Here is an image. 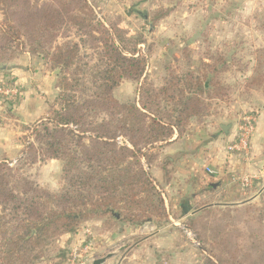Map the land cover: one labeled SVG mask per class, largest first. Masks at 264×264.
<instances>
[{
  "label": "rangeland",
  "instance_id": "374dc122",
  "mask_svg": "<svg viewBox=\"0 0 264 264\" xmlns=\"http://www.w3.org/2000/svg\"><path fill=\"white\" fill-rule=\"evenodd\" d=\"M58 2L19 0L9 14L3 11L5 4H0V23L14 22L20 34L17 41L0 40V47L10 46L13 50L12 58L0 61V129L9 131L10 139L15 142L12 148L8 146L9 141L0 143V163L22 169L41 187L53 192L64 186L63 161L36 157L34 164L24 165L32 160L29 145L35 144L38 148L34 129L41 126V120L53 118L61 111L62 98H76L81 105L84 100L94 98L93 79L87 70L99 65L97 54L104 49L92 40L84 45L85 36H79L72 26L37 41V35L27 25H32L30 21L36 18L29 19L23 14V8L56 9ZM83 2L94 8L98 19L107 26H118L130 39L125 48L147 61L143 78L128 77L111 92L120 104L112 106L111 112L118 113L119 119L125 112L121 105L139 103L140 85L150 83L156 88L163 85L169 66L177 75L191 69L198 76L207 70L202 62L217 66L222 71L219 81L224 87V96L207 101L203 116L192 117L179 139L174 135L172 142L176 139L190 144L182 151L188 158L184 164L180 166L166 155L171 153H164V148L172 142L158 145L146 154L144 168L157 183L165 208L163 215L147 219L142 217V210L134 209L132 214L142 218L139 221L118 222L104 217L82 223L75 234H65L48 246L37 264H94L105 258L103 264H264L263 177L256 179L252 173H238L227 179L222 174L221 157L213 152L217 147L234 154L243 163L252 161L253 140L259 119L264 116V0ZM76 12L74 15L80 16ZM94 25L97 27V21ZM92 35L101 38L97 32ZM140 41L143 44H138ZM67 44L78 45L81 53L67 75L68 83L72 84L68 89L58 77L60 70H55L51 62L57 49ZM79 70L86 71L87 76L77 72L75 77ZM83 84L92 90L84 91ZM28 93L30 98H42L44 110L40 109L34 121L25 123L16 115V109ZM105 118L109 122L117 117L103 114L99 120ZM69 128L78 130L76 126ZM5 137L8 139L9 135ZM242 139L247 141V148L235 152L228 149V146L240 145ZM262 140L263 147L264 136ZM117 142L127 144L129 137H120ZM128 162L133 163L134 159ZM180 168L183 171L193 168L195 174L180 179ZM258 181L261 182L258 184ZM254 191L260 192L253 200L250 198ZM182 203L191 208L186 215L182 212ZM203 210L206 211L201 213ZM159 231L163 235H173L175 231L170 240L177 242L176 246L163 249L152 244L149 239ZM147 250L153 252L152 256Z\"/></svg>",
  "mask_w": 264,
  "mask_h": 264
},
{
  "label": "trees",
  "instance_id": "16d2710c",
  "mask_svg": "<svg viewBox=\"0 0 264 264\" xmlns=\"http://www.w3.org/2000/svg\"><path fill=\"white\" fill-rule=\"evenodd\" d=\"M18 1L0 0V4H5L3 11L9 14ZM55 8L24 7L23 14L31 20L36 18L30 21L32 25L26 24L37 35V41L72 26L79 36H85L84 45L90 40L102 45L103 52L97 54L99 65L87 70L91 71L94 98L84 100V105L77 104L76 98H62L61 111L41 120V126L34 129L38 148L29 145L32 160L24 165L34 164L36 157L63 161L61 190L43 188L22 169L0 163V264H37L48 246L65 234H75L82 223L90 220L109 217L118 222L139 221L142 218L132 214L134 209L142 210V217L147 219L163 215L165 208L157 183L144 168L146 154L158 145L171 143L176 134V139L182 137L191 118L203 116L207 101L224 96L219 81L222 71L217 66L202 62L207 70L200 76L191 69L177 75L169 66L163 85H140L139 103L121 105L125 112L119 119L118 113L111 112L112 106H120L111 92L128 77L143 78L146 59L125 48L130 39L118 26H107L98 19V13L83 0H59ZM76 10L80 16L74 15ZM18 36L14 22L0 23V40L17 41ZM80 55L78 45L67 44L52 56L54 69L60 70L58 77L67 89L72 86L67 75ZM12 57L10 46L0 47V61ZM77 72L87 76L86 71L79 70L75 77ZM82 87L84 91L92 90L85 84ZM103 114L117 118L99 120ZM70 126L78 127L77 132ZM126 136L132 147L118 144L117 139Z\"/></svg>",
  "mask_w": 264,
  "mask_h": 264
},
{
  "label": "crops",
  "instance_id": "0c3cea01",
  "mask_svg": "<svg viewBox=\"0 0 264 264\" xmlns=\"http://www.w3.org/2000/svg\"><path fill=\"white\" fill-rule=\"evenodd\" d=\"M41 99L42 98H30L29 93L26 94L25 98H22L21 103L16 109L17 111L16 115L20 118L22 122L28 123V122L34 121L38 117V114L41 112L40 109L44 110V108H41L42 106L41 104L43 103ZM6 134L9 135L8 139H6L5 137ZM10 135L12 134L9 131L0 129V143H6V141H9L8 146L12 148L13 146L11 145L14 144L15 142L13 141V139L12 140L10 139ZM263 136H264V116H261L258 122V126H257V135H255L254 140H253L252 161L248 163L247 162L243 163L241 161H238L237 158L234 156V154L233 155L229 154L227 153L226 150L221 151L217 147H216L217 149L215 148L213 150L215 156L221 157L219 160V163L222 164L221 166V169H223L222 174H224V176H226L227 179H229L233 174L238 175V173H252L255 175L254 177L256 179H258L259 177H263V180H264V146L262 147V142H263L262 137ZM187 146L190 147V144L183 143L182 141H176V139H174L171 145L164 148L163 151L164 153H171V154H166V155L172 157L171 159L172 160L174 159L175 162H177V164L181 166V164H184L183 162L186 161V159H188L187 156H183L184 152H182L183 150L187 148ZM211 171L213 173L215 170H211ZM191 174H195V172H193V168H191L188 171H183L182 168H180L178 176L180 177V179H184V178H189ZM157 178L158 180H160L159 176H157ZM260 182L261 181H258V184ZM255 183L256 182L254 181V184ZM255 191L253 192L254 194L252 195L250 199L254 200L256 199V197L259 196L260 191L259 192H255ZM181 206H182L181 208H182V212L184 215L188 214L189 210H191V208L187 207V204L185 203H182ZM160 233L161 231H159V234H154V236L149 239L150 241H152L151 242L152 244L157 245L156 247L163 248V249L164 248L169 249L170 247L174 248L176 246L177 242L175 243L174 240H170V236H173L174 233H176L175 231H173V235H170V234L163 235ZM146 253L152 256L151 253L153 252L152 251L150 252V250H147ZM133 264H138V263L136 262ZM143 264H147V263L144 262Z\"/></svg>",
  "mask_w": 264,
  "mask_h": 264
},
{
  "label": "built area",
  "instance_id": "2783aa9c",
  "mask_svg": "<svg viewBox=\"0 0 264 264\" xmlns=\"http://www.w3.org/2000/svg\"><path fill=\"white\" fill-rule=\"evenodd\" d=\"M241 148L245 149L247 148V141L245 139H242L241 140V144L240 145H236V146H228V149L231 151V152H235L237 150H241Z\"/></svg>",
  "mask_w": 264,
  "mask_h": 264
},
{
  "label": "water",
  "instance_id": "95a60500",
  "mask_svg": "<svg viewBox=\"0 0 264 264\" xmlns=\"http://www.w3.org/2000/svg\"><path fill=\"white\" fill-rule=\"evenodd\" d=\"M105 261H106V258L105 259H101V260H97V261H95L94 264H103Z\"/></svg>",
  "mask_w": 264,
  "mask_h": 264
}]
</instances>
